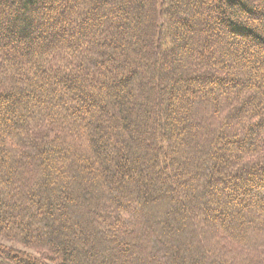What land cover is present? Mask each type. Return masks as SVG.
Here are the masks:
<instances>
[{"label":"trees","instance_id":"trees-1","mask_svg":"<svg viewBox=\"0 0 264 264\" xmlns=\"http://www.w3.org/2000/svg\"><path fill=\"white\" fill-rule=\"evenodd\" d=\"M0 264H264V0H0Z\"/></svg>","mask_w":264,"mask_h":264},{"label":"rangeland","instance_id":"rangeland-1","mask_svg":"<svg viewBox=\"0 0 264 264\" xmlns=\"http://www.w3.org/2000/svg\"><path fill=\"white\" fill-rule=\"evenodd\" d=\"M0 242L4 243V244H6V245H9V244L5 243L4 241H2L1 239H0Z\"/></svg>","mask_w":264,"mask_h":264}]
</instances>
